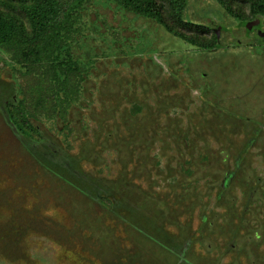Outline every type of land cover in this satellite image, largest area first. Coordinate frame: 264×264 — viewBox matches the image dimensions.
<instances>
[{"label":"rangeland","instance_id":"1","mask_svg":"<svg viewBox=\"0 0 264 264\" xmlns=\"http://www.w3.org/2000/svg\"><path fill=\"white\" fill-rule=\"evenodd\" d=\"M156 1L175 32L211 42ZM252 1L224 0L229 15L186 0L184 22L217 33V49L199 51L90 0L71 20L89 70L80 99L68 123L33 122L39 140L9 114L29 60L0 49V264H264V16ZM34 5L0 0V37L32 39Z\"/></svg>","mask_w":264,"mask_h":264},{"label":"trees","instance_id":"2","mask_svg":"<svg viewBox=\"0 0 264 264\" xmlns=\"http://www.w3.org/2000/svg\"><path fill=\"white\" fill-rule=\"evenodd\" d=\"M89 1L35 0L34 7L28 13L33 38L19 41L11 37L8 39L0 37V49L19 60H29L27 66L23 67L26 71L22 74L20 99L17 105L9 106V114L17 130L26 133L34 140H39L41 137L33 122H50L59 118L64 123H68L69 111L80 99L82 86L89 70L87 64L74 55L71 47L72 34L78 29L75 27L77 23L71 20L81 17L84 5ZM115 1L128 11L157 21L167 32L186 44L197 47L199 51L217 49L219 42L216 30L184 22L186 0H169L173 17L190 33L192 30L198 33L212 32L211 42L202 43L196 37H190L191 34L175 32L164 20L162 7L156 0ZM215 1L226 13L233 15L232 8L224 0ZM250 15L253 19L264 16V0L252 1ZM141 196L148 203L145 196L142 194Z\"/></svg>","mask_w":264,"mask_h":264},{"label":"crops","instance_id":"3","mask_svg":"<svg viewBox=\"0 0 264 264\" xmlns=\"http://www.w3.org/2000/svg\"><path fill=\"white\" fill-rule=\"evenodd\" d=\"M213 90L215 91V93H219L220 94V90L218 88H213Z\"/></svg>","mask_w":264,"mask_h":264},{"label":"water","instance_id":"4","mask_svg":"<svg viewBox=\"0 0 264 264\" xmlns=\"http://www.w3.org/2000/svg\"><path fill=\"white\" fill-rule=\"evenodd\" d=\"M251 24H253V23L247 24V26L249 27Z\"/></svg>","mask_w":264,"mask_h":264}]
</instances>
